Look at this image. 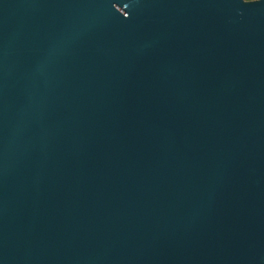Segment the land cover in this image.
<instances>
[{
    "label": "water",
    "instance_id": "water-1",
    "mask_svg": "<svg viewBox=\"0 0 264 264\" xmlns=\"http://www.w3.org/2000/svg\"><path fill=\"white\" fill-rule=\"evenodd\" d=\"M0 264H264V0H0Z\"/></svg>",
    "mask_w": 264,
    "mask_h": 264
}]
</instances>
